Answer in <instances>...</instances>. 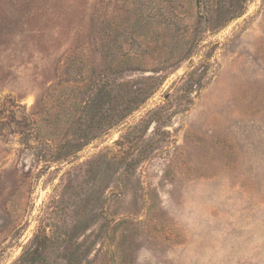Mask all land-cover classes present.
<instances>
[{"label": "rangeland", "instance_id": "374dc122", "mask_svg": "<svg viewBox=\"0 0 264 264\" xmlns=\"http://www.w3.org/2000/svg\"><path fill=\"white\" fill-rule=\"evenodd\" d=\"M0 264H264V0H0Z\"/></svg>", "mask_w": 264, "mask_h": 264}]
</instances>
